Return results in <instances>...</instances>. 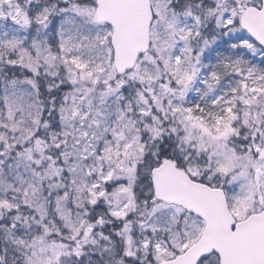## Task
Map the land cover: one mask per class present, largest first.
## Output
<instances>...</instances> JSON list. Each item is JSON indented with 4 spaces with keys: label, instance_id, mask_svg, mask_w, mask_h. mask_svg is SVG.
<instances>
[{
    "label": "snow or ice",
    "instance_id": "obj_1",
    "mask_svg": "<svg viewBox=\"0 0 264 264\" xmlns=\"http://www.w3.org/2000/svg\"><path fill=\"white\" fill-rule=\"evenodd\" d=\"M0 264H264V0H0Z\"/></svg>",
    "mask_w": 264,
    "mask_h": 264
}]
</instances>
